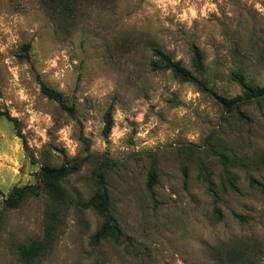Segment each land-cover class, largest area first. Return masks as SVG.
Returning <instances> with one entry per match:
<instances>
[{
  "label": "rangeland",
  "instance_id": "obj_1",
  "mask_svg": "<svg viewBox=\"0 0 264 264\" xmlns=\"http://www.w3.org/2000/svg\"><path fill=\"white\" fill-rule=\"evenodd\" d=\"M155 50L207 91L153 70ZM235 72L264 89V0H82L73 15L0 0V112L15 121L0 117V264H264V98L226 112L210 94L242 98ZM65 159L81 168L59 181L56 237L25 260L54 205L40 170ZM97 173L118 236L94 242Z\"/></svg>",
  "mask_w": 264,
  "mask_h": 264
},
{
  "label": "trees",
  "instance_id": "obj_2",
  "mask_svg": "<svg viewBox=\"0 0 264 264\" xmlns=\"http://www.w3.org/2000/svg\"><path fill=\"white\" fill-rule=\"evenodd\" d=\"M82 0H42L45 9L52 14L56 15H73L76 7ZM27 48V47H26ZM154 56L157 61L151 63L153 70H163L171 72L175 78L180 79L183 82H191L199 87L200 90L207 91L206 85L203 81L198 80L187 69H185L180 62L173 61L168 55L164 54L160 50L154 51ZM199 59L195 62V67H198ZM232 78L237 82L243 91L242 98H235L233 100H226L217 94L210 92L211 96L223 107L224 111H233L238 104L250 103L254 99L264 98V89L254 86L243 79L240 72L232 73ZM41 94L50 101L55 102L61 110L72 115L73 108L69 107L66 103L64 95L58 90L51 88L45 84H41ZM0 117H5L9 121H14L6 113L0 112ZM105 126L104 135L108 136L113 126L112 120V108L109 107L104 116ZM15 122V121H14ZM25 145V143H24ZM26 148V146H25ZM81 168V162L64 160V163L59 167L44 166L40 170L41 180L46 186L48 197L51 199V203L54 205L49 212L46 220V230L44 241L40 243H33L30 247L22 250V256L25 260H33L35 257L46 250L49 245L52 244L56 237L57 226L60 221V209L65 205L67 195L63 187L59 184V181L67 176L79 171ZM156 180L154 173L149 175L147 188L151 190ZM97 188L94 195L86 202L82 204L84 208H93L96 213L102 219V225L100 229L93 236L94 242H98L107 237L116 239L118 236V229L112 222V218L109 215L110 199L108 196L107 188L104 185V176L102 173H97ZM40 187L37 185L14 187L9 196L3 200V206L7 209H17L28 197L38 196L40 193Z\"/></svg>",
  "mask_w": 264,
  "mask_h": 264
}]
</instances>
